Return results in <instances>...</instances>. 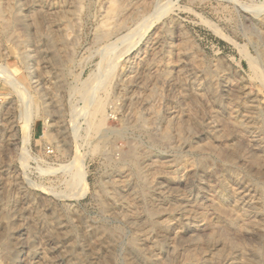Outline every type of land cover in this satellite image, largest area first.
<instances>
[{
  "label": "rangeland",
  "instance_id": "rangeland-1",
  "mask_svg": "<svg viewBox=\"0 0 264 264\" xmlns=\"http://www.w3.org/2000/svg\"><path fill=\"white\" fill-rule=\"evenodd\" d=\"M0 264H264V0H0Z\"/></svg>",
  "mask_w": 264,
  "mask_h": 264
},
{
  "label": "bare ground",
  "instance_id": "bare-ground-1",
  "mask_svg": "<svg viewBox=\"0 0 264 264\" xmlns=\"http://www.w3.org/2000/svg\"><path fill=\"white\" fill-rule=\"evenodd\" d=\"M111 14H113V13H111ZM90 88H91V87H90ZM86 89H87V88H86ZM89 91H90V90H89ZM234 119H235V118H234ZM237 120H238V119H237ZM234 121H235V120H234ZM235 122H236V121H235ZM235 122H234V123H235ZM237 123H238V122H237Z\"/></svg>",
  "mask_w": 264,
  "mask_h": 264
}]
</instances>
